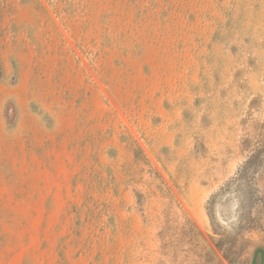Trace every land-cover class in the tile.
<instances>
[{
    "label": "rangeland",
    "instance_id": "rangeland-1",
    "mask_svg": "<svg viewBox=\"0 0 264 264\" xmlns=\"http://www.w3.org/2000/svg\"><path fill=\"white\" fill-rule=\"evenodd\" d=\"M0 264H264V0H0Z\"/></svg>",
    "mask_w": 264,
    "mask_h": 264
}]
</instances>
